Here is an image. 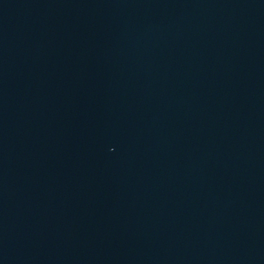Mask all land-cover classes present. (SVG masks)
Instances as JSON below:
<instances>
[{
  "label": "water",
  "instance_id": "1",
  "mask_svg": "<svg viewBox=\"0 0 264 264\" xmlns=\"http://www.w3.org/2000/svg\"><path fill=\"white\" fill-rule=\"evenodd\" d=\"M0 264H264V0H0Z\"/></svg>",
  "mask_w": 264,
  "mask_h": 264
}]
</instances>
